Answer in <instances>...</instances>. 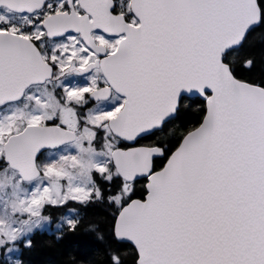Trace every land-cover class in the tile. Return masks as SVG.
Masks as SVG:
<instances>
[{"label": "snow or ice", "instance_id": "snow-or-ice-1", "mask_svg": "<svg viewBox=\"0 0 264 264\" xmlns=\"http://www.w3.org/2000/svg\"><path fill=\"white\" fill-rule=\"evenodd\" d=\"M264 264V0H0V264Z\"/></svg>", "mask_w": 264, "mask_h": 264}, {"label": "trees", "instance_id": "trees-1", "mask_svg": "<svg viewBox=\"0 0 264 264\" xmlns=\"http://www.w3.org/2000/svg\"><path fill=\"white\" fill-rule=\"evenodd\" d=\"M47 236H38L36 238V246L26 254V260L30 264H60L62 259L61 250L57 247H49L46 241Z\"/></svg>", "mask_w": 264, "mask_h": 264}]
</instances>
